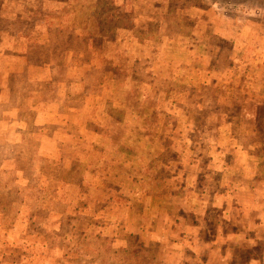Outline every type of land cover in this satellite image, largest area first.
I'll list each match as a JSON object with an SVG mask.
<instances>
[{
  "label": "rangeland",
  "instance_id": "374dc122",
  "mask_svg": "<svg viewBox=\"0 0 264 264\" xmlns=\"http://www.w3.org/2000/svg\"><path fill=\"white\" fill-rule=\"evenodd\" d=\"M0 264H264V0H0Z\"/></svg>",
  "mask_w": 264,
  "mask_h": 264
}]
</instances>
